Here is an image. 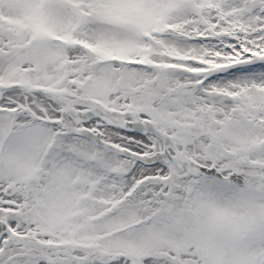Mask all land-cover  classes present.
<instances>
[{
  "label": "snow or ice",
  "instance_id": "snow-or-ice-1",
  "mask_svg": "<svg viewBox=\"0 0 264 264\" xmlns=\"http://www.w3.org/2000/svg\"><path fill=\"white\" fill-rule=\"evenodd\" d=\"M0 264H264V0H0Z\"/></svg>",
  "mask_w": 264,
  "mask_h": 264
}]
</instances>
